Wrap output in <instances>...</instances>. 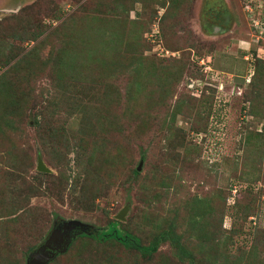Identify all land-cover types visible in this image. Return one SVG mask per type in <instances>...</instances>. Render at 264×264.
<instances>
[{"label":"rangeland","instance_id":"rangeland-1","mask_svg":"<svg viewBox=\"0 0 264 264\" xmlns=\"http://www.w3.org/2000/svg\"><path fill=\"white\" fill-rule=\"evenodd\" d=\"M66 226L50 264H264V0H0V264Z\"/></svg>","mask_w":264,"mask_h":264},{"label":"water","instance_id":"water-1","mask_svg":"<svg viewBox=\"0 0 264 264\" xmlns=\"http://www.w3.org/2000/svg\"><path fill=\"white\" fill-rule=\"evenodd\" d=\"M38 170L49 172L41 162L38 165ZM123 213H120L117 219L123 220ZM71 231L72 228L69 226L54 230L49 238L30 254L26 264H49L52 262L57 255L66 251L67 246L74 237V233Z\"/></svg>","mask_w":264,"mask_h":264},{"label":"trees","instance_id":"trees-1","mask_svg":"<svg viewBox=\"0 0 264 264\" xmlns=\"http://www.w3.org/2000/svg\"><path fill=\"white\" fill-rule=\"evenodd\" d=\"M88 237L91 239L97 241V242H105L109 240L117 241L125 246H132L139 250L141 253H149L150 251H154L156 247L151 246H142L140 243V239L132 236L127 233H122L118 228L117 224L113 223L111 224L107 230L103 232H94V231H88L86 233ZM51 263V262H50ZM49 263V264H50Z\"/></svg>","mask_w":264,"mask_h":264}]
</instances>
